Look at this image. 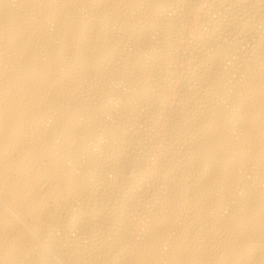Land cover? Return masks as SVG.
<instances>
[{"label":"bare ground","instance_id":"6f19581e","mask_svg":"<svg viewBox=\"0 0 264 264\" xmlns=\"http://www.w3.org/2000/svg\"><path fill=\"white\" fill-rule=\"evenodd\" d=\"M0 264H264V0H0Z\"/></svg>","mask_w":264,"mask_h":264}]
</instances>
